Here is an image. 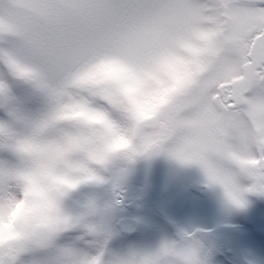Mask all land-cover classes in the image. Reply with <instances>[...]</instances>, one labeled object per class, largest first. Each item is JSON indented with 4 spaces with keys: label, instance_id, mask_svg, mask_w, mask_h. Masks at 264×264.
I'll return each instance as SVG.
<instances>
[{
    "label": "snow or ice",
    "instance_id": "1",
    "mask_svg": "<svg viewBox=\"0 0 264 264\" xmlns=\"http://www.w3.org/2000/svg\"><path fill=\"white\" fill-rule=\"evenodd\" d=\"M0 264H264V0H0Z\"/></svg>",
    "mask_w": 264,
    "mask_h": 264
}]
</instances>
